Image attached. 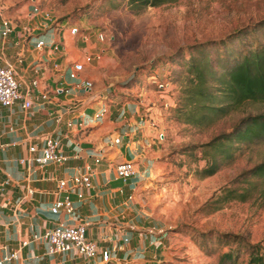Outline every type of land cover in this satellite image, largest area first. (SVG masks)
Returning a JSON list of instances; mask_svg holds the SVG:
<instances>
[{"label":"rangeland","instance_id":"rangeland-1","mask_svg":"<svg viewBox=\"0 0 264 264\" xmlns=\"http://www.w3.org/2000/svg\"><path fill=\"white\" fill-rule=\"evenodd\" d=\"M5 5L7 16L47 18L45 27L95 39L102 49L99 73L107 72L105 93L117 97L116 108L128 103L129 113L135 111L150 127L144 141L149 152L140 149L143 167L130 205L138 226L165 234L154 249L156 260L244 264L249 245L260 244L264 252V174L248 172L264 161V136L225 141L221 147L230 157L204 146L242 118L264 113V104L235 106L213 85V97H198L196 75L189 70L191 59L209 49L219 71L214 43L234 34L244 35L229 44L233 54L246 53L249 43L254 48L264 29H249L264 22V0H174L157 6L130 0H5ZM160 82L168 86L160 89ZM208 105L223 108L212 114ZM214 161L217 171L204 176L202 169Z\"/></svg>","mask_w":264,"mask_h":264},{"label":"crops","instance_id":"crops-1","mask_svg":"<svg viewBox=\"0 0 264 264\" xmlns=\"http://www.w3.org/2000/svg\"><path fill=\"white\" fill-rule=\"evenodd\" d=\"M0 1L7 8L5 0ZM4 13L13 32L6 37L0 34V63L14 68L20 89L28 92L32 105L29 109L18 103L9 108L0 105V261L17 251V258L0 264H161L156 260L157 248L151 245L157 234L148 232L152 227L136 224L130 205L133 199L123 204L138 183L143 167L138 162L140 149L148 150L150 145L144 141L152 131L146 121L141 123L139 114L129 113L128 103L116 108L112 101L118 103L117 97L105 93L107 72L99 73L102 64L98 60H87L90 55L100 57L99 43L93 38L84 40L79 33L45 27L37 16L19 20ZM37 37L44 40L42 49L35 46ZM85 80L92 83L89 90L78 85ZM103 105L108 112L102 118L87 117L82 127L68 125L84 110L92 114ZM114 135L122 138L117 144ZM47 136H58L70 158L61 165L22 162L30 156L29 146L37 144L39 150ZM74 150H79V157L73 156ZM93 155L101 157L99 162ZM124 160L134 161L136 168L127 183L115 173L116 164ZM86 166L92 184L83 191L80 202L73 196L75 214L54 211L57 180L86 172ZM57 221L85 223L87 237L99 248L110 250V261L104 262L100 256L84 259L75 251L47 253L45 243L33 236L43 234ZM148 249L154 255H148ZM130 251H143L144 256Z\"/></svg>","mask_w":264,"mask_h":264},{"label":"built area","instance_id":"built-area-1","mask_svg":"<svg viewBox=\"0 0 264 264\" xmlns=\"http://www.w3.org/2000/svg\"><path fill=\"white\" fill-rule=\"evenodd\" d=\"M5 7L0 1V34L3 37L10 35L13 32L11 24L4 15ZM35 11H38L35 8ZM43 21H48L47 18H43ZM46 23V22H45ZM73 33H76L73 31ZM78 33V32H77ZM36 47L42 49L44 46V40L37 37ZM85 40L88 37L83 35ZM102 39V36L100 37ZM53 50L57 49V46L52 47ZM98 55H90L87 60H97ZM70 77H75V73H71ZM157 81H155L156 83ZM84 90H89L92 87V83L84 81L82 84L78 83ZM160 89H165L168 84L160 82L157 84ZM20 104L22 109H29L32 105L31 98L28 92H24L20 89L19 83L15 78V71L11 65L0 63V105L5 108H9L14 104ZM108 112L107 105H103L98 109H93V113L89 114L85 110L74 120L68 121V125L76 124L78 127H82L87 117L92 119H99L105 116ZM124 114L123 109L120 111L119 116ZM60 119V118H59ZM162 133H158L156 139L162 137ZM122 140L120 135L113 137V143L117 144ZM30 156L22 159V162L35 163L38 166H45L48 163H55L61 165L65 163L70 156L62 149V142L58 136H47L43 140V144L38 150L37 144L29 146ZM74 157H79V150H74ZM94 161L99 162L100 156H94ZM86 172L73 173L67 177H63L57 180L56 190L54 194L58 197L53 202V210L58 213H64L68 216H73L76 211L75 199L81 201L84 197L83 191L88 189L91 182L90 167L86 166ZM115 173L118 179H121L123 183H127L128 179L136 174L135 162L131 160H124L116 164ZM133 199V195L129 194L124 200L123 204ZM150 234L156 235V238L151 242V245L158 248L162 245L161 239L165 234L161 230L156 231L154 227L148 231ZM33 239H41L46 245V252L49 254L68 253L75 251L84 259H94L100 256L101 260L108 262L111 259V252L109 249H101L97 245L96 241L89 239L86 235V224L75 223L65 224L62 221H57L55 225L46 230L41 235H34ZM23 241L21 244H25ZM129 254L144 256L143 251H130ZM17 258V251L7 254L2 257L0 263Z\"/></svg>","mask_w":264,"mask_h":264},{"label":"trees","instance_id":"trees-1","mask_svg":"<svg viewBox=\"0 0 264 264\" xmlns=\"http://www.w3.org/2000/svg\"><path fill=\"white\" fill-rule=\"evenodd\" d=\"M131 3H136L140 6H157L174 0H130ZM261 27L253 26L249 29L250 33L255 32L257 29H264V22L260 24ZM244 34H234L228 40L220 39L214 43V52L216 53L215 66L220 67L217 71L209 56V49L204 51L206 54L200 53L198 59L192 58L189 70L193 72L196 78L193 84L198 97L214 96L215 91L225 93L232 104L235 106L240 105L245 101H254L264 104V38L260 39L256 46L253 48L249 43V47L243 54H233V47L230 48L232 40L242 38ZM247 35V33H246ZM230 44V45H229ZM248 46V44H246ZM203 48V47H202ZM201 49L195 50L199 51ZM204 50V49H203ZM194 82V81H190ZM210 82V83H209ZM210 99V98H209ZM213 102V101H212ZM210 102V103H212ZM208 110L213 112L221 110L223 107H214L208 105ZM264 136V113H257L248 115L242 118L234 128L228 133H222L205 144V147H213V151L217 154L230 157L226 147H221L225 141L230 138H249ZM218 169V164L214 161L208 167L202 169L204 176L214 174ZM248 172L251 175L264 174V161L257 164ZM244 264H264V252L261 251L260 244L249 245V254Z\"/></svg>","mask_w":264,"mask_h":264}]
</instances>
